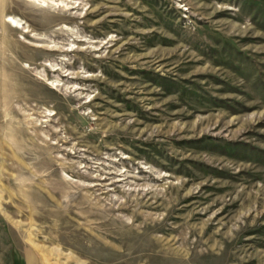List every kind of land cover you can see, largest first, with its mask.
I'll list each match as a JSON object with an SVG mask.
<instances>
[{
	"label": "rangeland",
	"instance_id": "obj_1",
	"mask_svg": "<svg viewBox=\"0 0 264 264\" xmlns=\"http://www.w3.org/2000/svg\"><path fill=\"white\" fill-rule=\"evenodd\" d=\"M0 264H264V0H0Z\"/></svg>",
	"mask_w": 264,
	"mask_h": 264
},
{
	"label": "bare ground",
	"instance_id": "obj_2",
	"mask_svg": "<svg viewBox=\"0 0 264 264\" xmlns=\"http://www.w3.org/2000/svg\"><path fill=\"white\" fill-rule=\"evenodd\" d=\"M7 22H11L12 24H15V25L19 26V24H18V22H17V20H16L15 18L9 17V18L7 19ZM19 23H20V22H19ZM21 26H22V25H21Z\"/></svg>",
	"mask_w": 264,
	"mask_h": 264
}]
</instances>
